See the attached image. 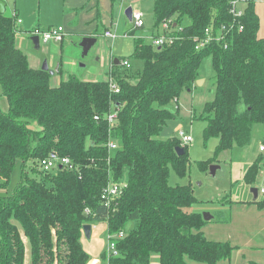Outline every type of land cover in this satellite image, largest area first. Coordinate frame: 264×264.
I'll use <instances>...</instances> for the list:
<instances>
[{
    "label": "trees",
    "instance_id": "trees-1",
    "mask_svg": "<svg viewBox=\"0 0 264 264\" xmlns=\"http://www.w3.org/2000/svg\"><path fill=\"white\" fill-rule=\"evenodd\" d=\"M230 2L154 0L155 31L170 22L182 40L155 48L135 39L131 59L142 67L124 69L113 59L110 79L117 94L108 80L72 77L53 86L50 73L32 68L19 48L14 12L0 13V98L8 106L7 111L0 107V264H26L23 236L30 264H90L83 228L95 223L107 224L118 252L102 253V264L231 260L235 247L208 240L203 216L185 211L198 203L193 188L170 184L172 170L179 178L187 176L188 148L179 138L160 139L174 118L171 104L184 92L193 94L206 58L212 59L216 97L199 119L206 123L205 142L218 140L215 157L250 146L254 126H264V36L256 0L246 1L244 31L234 32L227 49L224 42L195 49V37L204 38L207 30L215 34L232 22ZM109 115H115L111 124ZM110 139L119 144L113 153ZM179 147L185 150L182 156ZM53 151L68 157L72 167L44 171L41 161ZM18 164L20 180L10 190ZM198 167L206 172V161ZM263 167L260 155L244 182L255 187ZM113 183L123 185L121 196L106 206L101 196ZM253 204L263 211L264 195ZM121 232L125 236L119 239Z\"/></svg>",
    "mask_w": 264,
    "mask_h": 264
},
{
    "label": "rangeland",
    "instance_id": "rangeland-1",
    "mask_svg": "<svg viewBox=\"0 0 264 264\" xmlns=\"http://www.w3.org/2000/svg\"><path fill=\"white\" fill-rule=\"evenodd\" d=\"M4 1L7 3V13L18 11V18L23 21V25L17 26L19 48L27 54L32 68L41 70L47 63L49 73H53L51 74L53 86H59L72 77L87 82L109 81L113 59H127L133 71L139 70L142 63L131 59L134 40L141 37L145 30L149 34L154 33L151 29L154 0H85L83 3H81L82 0ZM246 1L241 3L242 7H246ZM256 1L261 35H264V3H262L264 0ZM128 8L139 10L145 15L147 25L143 29L134 28L126 18L125 12ZM72 14L74 17L71 16ZM76 24H78L77 32L92 30L98 33L91 36L70 33L62 44L39 42L37 46L28 31L35 26L47 28L51 25L70 30ZM183 24H190L189 19H184ZM22 26L27 31L23 32ZM110 28L117 33L116 40L104 36ZM83 37L98 39L86 57H83L80 47ZM59 65L60 71H58ZM199 74L203 84L196 85L193 94L184 92L178 99L179 104H171L170 110L174 118L167 123L160 136V139L165 141L178 138L179 130L182 129L193 139V142L186 146L190 158L187 176L179 178L172 170L170 184L193 188L194 195L200 202L191 206V212L200 214L212 212L221 219L210 224L207 235L209 239L230 242L235 247L231 261H225L224 264H250V261L264 264V248H262L264 246V212H259L253 204V199H262L264 195L261 193V189L264 188V167L255 187H250L244 182V175L249 166L257 157L264 155L260 152L264 126H254L250 146L235 147L215 157L218 140L210 139L207 143L205 142L203 133L206 123L199 119L205 105L216 97V77L211 58L203 61ZM0 107L4 111L8 110L4 98H0ZM203 161H206V172L198 167V163ZM212 165L220 168L215 177L210 174L209 168ZM20 176L21 170L18 164L13 171L10 190L18 184ZM253 188L258 189L257 197L254 196ZM225 203L228 205H223ZM104 225L95 223L93 226L98 228ZM107 236L108 234L105 233L99 239L94 237L91 241H86L90 243L92 251L96 252V256L99 255L100 259L102 253L110 251Z\"/></svg>",
    "mask_w": 264,
    "mask_h": 264
},
{
    "label": "built area",
    "instance_id": "built-area-1",
    "mask_svg": "<svg viewBox=\"0 0 264 264\" xmlns=\"http://www.w3.org/2000/svg\"><path fill=\"white\" fill-rule=\"evenodd\" d=\"M244 0H231L230 2V10L229 13L232 17V22L229 24L222 25L217 32L214 34L213 31L207 30L206 36L204 38L201 37H195L193 41L196 43L195 49L197 51H201L208 47L211 43H223L225 49L229 47L228 40H232V36L235 31L241 33L244 31V26L241 22L242 18L245 14V7H242V4ZM16 16V26L22 25L23 21L18 18L17 12L14 11L13 13ZM132 24L133 27L136 29H143L145 26V17L144 14L139 10H133L132 14ZM157 33H155L153 36L149 38H145V40L152 44L155 48H162L164 46H172L178 41L182 40V37L178 36L176 33H174V29L169 22H164L161 24L159 29L156 30ZM30 36L37 37L39 39V42L43 43H49V42H55V43H63L66 38L70 35L69 31L62 27V26H54L50 28H34L29 31ZM104 36L106 38L116 40L118 38L117 33L114 31L108 30L104 33ZM120 66L124 69H129L131 67V64L129 63V60H123L121 61ZM110 86L112 90L117 94L120 92L117 85L113 82L112 79L109 80ZM108 121L111 124L114 122L115 115H109ZM96 121H99V117H95ZM181 140V144L183 147L188 146L190 143L193 142L192 136L183 131L182 129L179 130V137ZM109 152L113 153L114 151L119 149V144L116 140L110 139L109 143L107 145ZM260 152L264 153V146L260 147ZM63 166H71V160L68 157L61 156L57 151H53L44 158L41 161V167L44 171L47 172H55L59 167ZM122 186L120 184H109L107 188L104 189L101 199L105 203L106 206H111L114 204L117 199L121 196V190ZM261 193L264 194V188L261 189ZM86 213H89L87 210ZM125 234L121 232L117 238L122 239L124 238ZM109 244H110V251L109 254H113L114 256L118 255L117 249H116V243L112 238L109 237Z\"/></svg>",
    "mask_w": 264,
    "mask_h": 264
},
{
    "label": "crops",
    "instance_id": "crops-1",
    "mask_svg": "<svg viewBox=\"0 0 264 264\" xmlns=\"http://www.w3.org/2000/svg\"><path fill=\"white\" fill-rule=\"evenodd\" d=\"M85 0H82V2L81 3H83ZM92 1V0H91ZM262 3H264L263 1H262ZM257 4H258V2L256 1V7H257ZM85 8V7H84ZM18 12V11H17ZM257 12V11H256ZM258 14V13H257ZM72 17H74V14H72L71 15ZM144 17H145V15H144ZM100 23V22H99ZM101 23L102 24H104V22L101 20ZM100 23V24H101ZM132 23V22H131ZM23 25V24H22ZM145 25H147V23H146V21H145ZM50 27H54V25H51V26H49V27H47V28H50ZM145 27V26H144ZM34 28H41V27H39V26H35V27H33L32 29H34ZM32 29H30V30H32ZM43 29H46V28H43ZM72 29V30H71ZM71 29L70 30H68L69 31V33H77V35H79V36H81V35H89V36H91V35H93L94 33H96L97 31H92V30H86V32H77L78 31V24H76L75 26H72L71 27ZM151 29H152V31L154 32V33H152V34H149L148 32H147V30H145V32H144V34L141 36V37H137V38H142V39H145V38H149V37H151V36H153L154 34H155V29H154V19H153V25H152V27H151ZM30 30H28V31H30ZM110 30H111V28H110ZM22 31L23 32H25V31H27V30H24L23 29V26H22ZM112 31V30H111ZM98 33V32H97ZM262 36H264V35H262ZM137 38H135V39H137ZM120 66V65H119ZM132 66V65H131ZM177 103L179 104V100L177 101ZM178 108V110L180 109V107L178 106L177 107ZM256 200H258V199H253V202H255ZM198 202H200L199 200H198ZM252 202V201H251ZM195 205V204H194ZM193 205V206H194ZM223 205H228V203H225V204H223ZM192 206V207H193ZM255 207L257 208V206L255 205ZM190 209H191V207L190 208H187L185 211L188 213V214H200V213H194V212H191L190 211ZM257 210L259 211V212H264V210L263 211H260L258 208H257ZM209 213V212H208ZM204 214V213H203ZM203 214H200V215H202L203 216ZM211 215H212V220L211 221H208L207 222V225L204 227V229H203V231H204V234H205V236L207 237V239L208 240H210V241H215V240H212V239H209L208 238V235H207V230L209 229V227H210V224H212L214 221L216 222L217 220H219V217L218 216H216L214 213H210ZM93 226V225H92ZM129 227H130V225H129ZM105 233H107L108 234V226H107V224H105L104 225V227H98V228H96V227H94L93 226V230H92V238H91V240L94 238V237H96L97 239H99L101 236H103ZM23 235V234H22ZM108 238H109V234H108V236H107ZM23 238H25L24 239V243H25V246H26V264L28 263V264H30V260H31V253H30V245H29V242H28V240L26 239V237L25 236H23ZM91 240H86L85 238H84V241H83V244H84V247H85V250H86V252L91 256V262H90V264H100L101 263V259H100V257H99V255L98 256H96V252L94 253V251H92L93 249H92V247H91V245H90V243H87V242H89V241H91ZM87 241V242H86ZM215 242H224V241H215ZM27 243H28V245H29V247H28V245H27ZM262 248H264V246H262ZM232 259V258H231ZM231 260H229V262H230ZM224 263H226L225 261H222V262H220V263H218V264H224ZM102 264V263H101ZM153 264H157V258H155V260H154V263ZM250 264H259V263H257V262H253V261H250Z\"/></svg>",
    "mask_w": 264,
    "mask_h": 264
},
{
    "label": "water",
    "instance_id": "water-1",
    "mask_svg": "<svg viewBox=\"0 0 264 264\" xmlns=\"http://www.w3.org/2000/svg\"><path fill=\"white\" fill-rule=\"evenodd\" d=\"M7 10V3L5 1L0 0V13H5ZM132 14H133V9L132 8H128L125 12V16L126 18L132 22ZM33 42L39 46V39L37 37H33L32 38ZM98 39L95 37H83L81 42H80V47L82 48V55L83 57H86L89 53V51L96 45ZM115 65L119 66L121 63L119 61V59H115ZM42 71L45 72H49V67L47 65V63H45V65L43 66V68L41 69ZM58 71H60V65H59V69ZM53 74L52 72L50 73V75ZM203 81L199 80L197 82V85H202ZM176 152L179 156H182L185 154V150L182 147L176 148ZM220 169L219 166L216 165H212L209 170H210V174L211 176L215 177L217 170ZM253 193L254 196L257 197L258 196V189L253 188ZM257 199V198H255ZM203 218L206 222L211 221L212 220V215L210 213H204L203 214ZM92 230H93V226L91 224L85 225L83 228V233L84 236L87 240H91L92 238Z\"/></svg>",
    "mask_w": 264,
    "mask_h": 264
}]
</instances>
